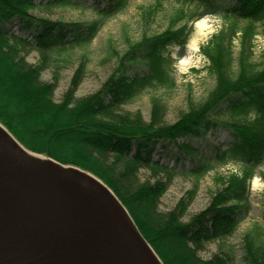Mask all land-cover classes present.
Returning <instances> with one entry per match:
<instances>
[{
    "label": "trees",
    "instance_id": "trees-1",
    "mask_svg": "<svg viewBox=\"0 0 264 264\" xmlns=\"http://www.w3.org/2000/svg\"><path fill=\"white\" fill-rule=\"evenodd\" d=\"M129 1L95 0L92 8L98 18L76 23L39 17L32 11L40 6L86 9L88 0H51L46 4H37L35 0H0V123L26 149L99 178L127 209L164 264H234L232 252L209 260L199 253L215 239L232 236L246 219L254 171L264 165V52L260 63L254 61L252 45L257 24H262L264 38V0H199L205 11L200 17L221 14L228 24L202 48L210 61L208 69L214 76L215 87L203 102L192 104L174 124L164 122L165 106L157 98L153 99L150 121L140 112H120L118 108L148 89L175 87L176 80L170 72L171 50H183L193 31V26H189L191 17L183 10L172 16L163 32L145 35L141 41L130 44L100 90L77 98L76 91L87 66L81 60L70 89L60 102L55 101L63 68L60 64L68 59L55 60L50 52L89 45L102 23L123 11ZM155 6L159 10L164 3L157 0ZM241 22L246 25L240 27ZM12 23L18 25L21 35L8 29ZM238 34L241 49L235 57L233 44ZM30 51L42 54L37 65L26 60L25 54ZM52 66L53 80L45 81L43 73ZM251 111V120L222 118L225 114L246 116ZM219 128L230 132L228 144L216 147L211 157L199 158L190 170L183 172L195 179L194 189L174 211H160L161 197L166 194L173 173L154 162L156 153L165 151L168 144L203 138ZM179 149L198 158L190 144H181ZM110 155L114 157L112 162ZM176 162L180 164V158ZM229 162L240 164L242 173L224 178L223 188L210 205L186 220L200 180ZM142 167L155 172L163 170L169 174V180L141 182L138 169ZM242 249L243 263L264 264L261 231H248Z\"/></svg>",
    "mask_w": 264,
    "mask_h": 264
},
{
    "label": "rangeland",
    "instance_id": "rangeland-1",
    "mask_svg": "<svg viewBox=\"0 0 264 264\" xmlns=\"http://www.w3.org/2000/svg\"><path fill=\"white\" fill-rule=\"evenodd\" d=\"M51 0H35L37 4L48 3ZM157 0H130L123 11L112 15L102 23L96 38L86 46H71L69 48L55 49L51 51L53 59H68L60 70L59 86L55 92V101L60 102L63 96L70 89L73 74L79 68L81 60L86 61V74L76 91L77 98H84L100 90L103 83L107 81L112 72L118 65L120 57L127 51L130 44L141 41L143 36H151L163 32L168 26L171 18L177 11L186 12L189 19V26H193L191 37L182 50L175 47L171 50L170 72L176 80L175 87L167 89H148L131 103L121 105L120 112L136 113L140 112L146 121H150L152 115L153 99L157 98L164 103L166 115L164 122L174 124L179 117L188 112L192 104L203 102L209 93L215 87L214 76L210 73L208 66L210 61L202 51L206 47L212 36L220 31L228 22L221 14H207L200 17L205 12L200 7L199 0H161L164 3L159 10L155 7ZM95 0H88L86 9L80 6L66 8H46L40 6L35 8L32 13L36 16L52 20H62L65 22H88L98 18V14L92 5ZM88 7V8H87ZM153 9V10H152ZM149 10L151 14L149 15ZM188 19V18H187ZM205 19L208 28L203 32L197 26V23ZM245 22L240 23L244 27ZM262 24L256 25V34L253 38V60L260 63L261 54L264 52V38L261 34ZM11 32L21 35V31L12 23L8 26ZM13 43V42H11ZM241 35L234 39L233 51L237 57L241 49ZM66 49V51H64ZM26 60L31 64H38L42 54L39 51H30L25 54ZM54 67L43 73L45 81L53 80ZM227 121L240 119L251 120L254 113L251 111L246 116H232L225 114L222 116ZM230 132L225 128H219L203 138H189L180 140L177 144L167 146L165 151L159 150L154 158V162L159 166H165L172 170L173 175L169 180V174L163 170H157L142 167L138 169L141 182L154 183L157 180H169V188L166 194L161 197L160 211L168 213L174 211L179 202L187 198L188 193L194 189L196 181L186 172L196 164L199 158L211 157L216 147H225L230 141ZM181 144H190L198 153V158L183 153L179 146ZM110 161H114L112 155ZM180 158V164L176 159ZM255 172L250 185V211L246 219L238 225L236 232L225 239H219L210 242L205 249L200 251L199 255L206 260L214 256L232 252L234 264H245L241 257L243 253V239L248 231L255 228L262 232L264 236V165L260 166ZM233 173H242V167L238 163L229 162L221 165L209 172L198 183V189L195 198L188 207L186 220H190L195 215L204 211L211 203L213 198L223 188V179ZM96 178V176H95ZM108 187V186H106ZM110 190V188H109ZM112 191V190H111Z\"/></svg>",
    "mask_w": 264,
    "mask_h": 264
},
{
    "label": "water",
    "instance_id": "water-1",
    "mask_svg": "<svg viewBox=\"0 0 264 264\" xmlns=\"http://www.w3.org/2000/svg\"><path fill=\"white\" fill-rule=\"evenodd\" d=\"M5 130L0 264H164L101 180L27 150Z\"/></svg>",
    "mask_w": 264,
    "mask_h": 264
},
{
    "label": "bare ground",
    "instance_id": "bare-ground-1",
    "mask_svg": "<svg viewBox=\"0 0 264 264\" xmlns=\"http://www.w3.org/2000/svg\"><path fill=\"white\" fill-rule=\"evenodd\" d=\"M197 26H198V28L200 29V31H203V32L208 28V26H207V22H206L205 19L200 20V21L197 23ZM0 127H1L3 130H5L3 126L0 125ZM5 131H6V130H5ZM6 132H8V131H6ZM36 156H37L38 158H40L38 155H36ZM36 156H35V157H36Z\"/></svg>",
    "mask_w": 264,
    "mask_h": 264
}]
</instances>
